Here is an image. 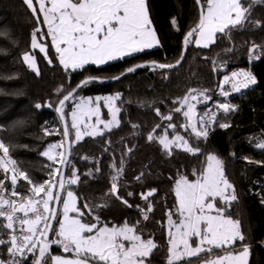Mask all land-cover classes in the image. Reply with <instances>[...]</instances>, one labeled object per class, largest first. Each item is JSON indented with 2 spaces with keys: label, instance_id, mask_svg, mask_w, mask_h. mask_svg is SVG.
I'll use <instances>...</instances> for the list:
<instances>
[{
  "label": "trees",
  "instance_id": "trees-1",
  "mask_svg": "<svg viewBox=\"0 0 264 264\" xmlns=\"http://www.w3.org/2000/svg\"><path fill=\"white\" fill-rule=\"evenodd\" d=\"M148 4L153 27L160 40L159 46L103 65L90 64L83 69L65 70L51 46V37H45L40 42L48 45V55L46 58L38 49L35 50L40 72L36 75L23 62L22 54L32 51V30L39 26L46 33L47 28L42 24L37 25L23 0H0V125L5 129L0 131V139L10 146V153L19 169L26 172L33 181L42 182L48 178L47 165L52 162L42 153L54 139L62 137L64 142L55 106L80 80L85 77L110 78L140 62L173 64L179 58L184 34L199 19L196 0H148ZM173 18L176 25L171 23ZM252 19L264 21V3L254 4ZM253 43L260 46L256 51L259 58H250L252 53L249 49ZM262 49L264 28L247 26L234 29L231 40L218 34L216 42L207 48L190 42L180 64L173 69H153L152 65L146 64L117 80L92 81L88 86L78 88L73 96L121 94V99L117 101L120 108L119 127L111 131L105 130L102 136H85L81 141L72 143L68 126L72 143L69 156L71 166L66 167L65 177L71 176L74 167L80 182L75 185L66 184V187L77 196L84 221L95 222V216L99 215L101 225L106 223L112 227L122 225L125 221L130 226L136 225L138 233L142 232L144 238L151 235L158 244V248L147 258L150 264H166V213L171 210L174 214L176 180L182 176L189 180L197 178L205 169L207 156L214 154L223 160L225 175L234 185L238 197L225 215L241 221L246 243L251 245L249 264H264V203H261L264 198V154L249 146L250 140L255 143L253 138L264 135ZM48 59H51V64ZM237 67L251 71L257 78V83L239 93L230 94L227 102L238 110L227 114L219 113L217 122L210 126L207 139H195L191 133L181 128L183 115L173 111L179 107L173 101L177 97H183L189 88L207 89L209 96L216 97L221 77ZM61 87L63 91L58 94L57 89ZM36 104L41 107L36 108ZM205 106L206 104L197 105L200 109ZM156 109L162 115H157ZM67 111L64 108L68 125ZM169 114L172 115L171 121L162 118ZM16 121L25 123L11 128ZM169 123L175 124L176 132H182L191 147L199 148L200 151L193 154L181 148H172L171 154H168L158 140H147L153 129L155 136L163 135L165 130L170 133L172 130L167 127ZM220 124H228L229 127L221 128ZM132 125L138 127L134 129ZM156 125L160 127L156 128ZM45 129L53 134L46 135ZM121 159L125 162V169L119 181V195L133 207L125 206L109 194L110 177L113 174L111 166L113 162L119 166ZM97 168L100 169L99 172L96 171ZM89 171L93 175H86ZM141 172L145 176L142 182H138L135 177ZM19 185L17 190L21 192L28 187L23 180ZM5 186L10 187V182L6 181ZM153 188L156 189V193L150 198L153 211L145 221L136 205L146 208L147 202L141 199L140 194ZM128 192L134 195L128 196ZM85 204L90 207L85 208ZM101 204L108 206L95 207ZM216 207H224V204L217 200ZM241 247L240 242H237L235 249ZM52 254L69 253H63L59 246L53 245ZM0 259H8L6 247L0 246ZM192 259L194 264L200 260Z\"/></svg>",
  "mask_w": 264,
  "mask_h": 264
},
{
  "label": "snow or ice",
  "instance_id": "snow-or-ice-1",
  "mask_svg": "<svg viewBox=\"0 0 264 264\" xmlns=\"http://www.w3.org/2000/svg\"><path fill=\"white\" fill-rule=\"evenodd\" d=\"M23 2L31 10L37 25L42 24L47 28L46 33L39 26L32 30V51L22 54L23 62L36 75L40 72L35 50L38 49L46 58L48 55V45L40 42L45 37H51V46L65 70L83 69L85 65L90 64L103 65L160 45L150 16L148 0ZM196 3L200 8L199 21L185 35V46L192 42L194 36L196 46L207 48L216 42L218 34L231 40L234 29L247 26L264 28V21L252 19L254 4L264 3V0H196ZM171 23L176 25L175 18ZM259 47L253 43L249 49L252 53L250 58H259L256 56ZM182 59L183 55L175 65L152 62V68L173 69ZM48 63H52L51 59H48ZM134 70L127 69L128 72ZM164 78L167 79V76ZM90 83L91 78L84 80L78 87H86ZM256 83L257 78L251 71L232 72L231 76L225 75L223 79V85L231 84L232 92H240L241 89ZM62 91V87L57 89L58 94ZM74 92L75 89L59 100L56 111L60 113L61 120H64L65 116V102L73 98ZM219 95L228 97L230 93L221 85ZM120 99V93L97 96L94 99L79 97L71 111V128L75 130V140L72 143L81 141L85 136H102L105 130L111 131L119 127L120 108L117 101ZM211 99L207 89L189 88L183 97H177L173 101L179 105L173 111L182 113L185 118L181 127L186 131L190 129L192 136L197 140L207 139L210 126L217 122L219 113L227 114L238 110L230 102H218L213 105L215 110L206 108L202 114H198L197 105L206 104ZM101 100L111 116L109 120L101 119ZM35 107L40 108L41 105L36 104ZM156 112L157 115H162L159 109H156ZM92 117H95L94 124L89 123ZM162 118L171 121L172 115ZM24 123L16 121L10 127L23 126ZM100 125H103V128L99 127ZM132 127L135 129L138 125ZM159 127L160 125H156V128ZM167 127L176 132L175 124L169 123ZM220 127L227 128L229 125L220 124ZM3 130L4 127L0 125V131ZM153 133L148 134L147 140H158L168 154H171L173 147L193 154L200 151L199 148L191 147L189 141L178 133L172 139H169L166 130L161 136H155ZM45 134L51 135L53 132L45 129ZM63 136L69 137L67 124ZM253 140L255 143L250 140L249 146L264 154V135ZM72 143L68 144L65 151H58L65 147L64 142L48 145L42 155L52 163L47 165L48 178L39 182L33 181L26 172L19 169L17 161L10 153V146L0 139V246L6 247L8 256L7 260L0 259V264H150L147 258L158 248V244L151 235L144 238L142 232L138 233L136 225L130 226L127 221L112 227L106 223L101 225L99 215L95 216V222L84 221V213L78 207L77 196L72 190L66 189V184L75 185L80 182L77 170L73 167L68 178L62 171L63 168L71 166L69 156ZM128 151L131 152V149ZM206 159L207 167L194 181L182 176L175 183V215L178 219L173 218L171 210L166 213V264H194L192 258H199L201 264H249L251 245L246 243L241 221L225 215L226 210L238 199L235 187L225 175L223 160L214 154L208 155ZM57 164L61 167H56ZM111 167L113 174L110 177L109 194L125 206L133 207L127 199L119 195V181L124 175L125 162L121 159L119 166L113 162ZM96 171L99 172L100 169L97 168ZM86 175L91 176L93 173L89 171ZM144 176L145 173L141 172L135 179L142 182ZM21 180L26 181L28 185L23 192L17 190ZM6 181L10 182V187L5 186ZM155 193L156 189L153 188L140 194L141 199L147 202L146 208L136 205L145 221L153 211L150 198ZM127 195L132 196L134 193L128 192ZM217 200L222 202L224 207H216ZM53 203L62 205V209L58 210ZM261 203H264V198ZM107 206L101 204L95 207ZM84 207L90 206L85 204ZM213 212L215 214H212ZM5 236L6 239L3 238ZM237 242L242 245L238 251L235 249ZM53 245L59 246L63 253L71 255L52 254Z\"/></svg>",
  "mask_w": 264,
  "mask_h": 264
},
{
  "label": "rangeland",
  "instance_id": "rangeland-1",
  "mask_svg": "<svg viewBox=\"0 0 264 264\" xmlns=\"http://www.w3.org/2000/svg\"><path fill=\"white\" fill-rule=\"evenodd\" d=\"M34 3H35V0H34ZM42 17V16H41ZM26 52H30V51H26ZM240 68H242V67H237V68H235L234 70H232L231 72H229V73H227V74H225V75H228V76H231V74H232V72H237V71H246V70H244V69H240ZM247 69V68H246ZM247 71H249L248 69H247ZM225 75H223L222 77H221V79H220V82H219V85H218V90H217V93H216V97H212V99L211 100H209L207 103H206V106L205 107H203L202 109H200L199 107H197L196 108V111H197V113L198 114H202L204 111H205V109L206 108H213V105L214 104H216V103H218V102H227V97H223V96H220L219 95V92H220V86L222 85L223 86V88L226 90V91H229V93L230 94H233L234 92H232V90H231V84H228V85H223V79H224V76ZM251 86V85H250ZM114 94H116V93H108V94H94V95H85V94H77V95H74L73 96V98L72 99H70L66 104H65V106H64V108H67V121H68V126H69V128H70V131H71V135H72V142L75 140V130L74 129H72L71 128V111L73 110V108H74V105H75V103L76 102H78V100H79V97H81V96H83V97H85V98H88V97H91V98H95V97H97V96H100V97H104V96H108V95H114ZM100 109H101V119H103V120H109V119H111V116H110V114L108 113V109H107V107H105L104 106V102H103V100H101L100 101ZM213 110H215L214 108H213ZM89 123H91V124H94L95 123V117H92V119L89 121ZM185 123V118L183 117V122H182V124L181 125H183ZM173 124V123H172ZM99 127H101V128H103V125H100ZM183 130H185L183 127H181ZM171 129V128H170ZM172 131L169 133L168 131V135H169V139H172V137L175 135V134H180V135H183L184 136V134L182 133V132H173V129H171ZM165 132V131H164ZM188 132L189 133H191L190 132V129L188 130ZM54 133H56L55 131H54ZM164 134V133H163ZM185 137V139L187 140V137L186 136H184ZM61 142H63V140H62V137H60V138H56V139H54L50 144H55V143H61ZM49 144V145H50ZM191 146V145H190ZM48 147V146H47ZM163 147V146H162ZM173 148H175V147H173ZM47 149V148H46ZM45 149V150H46ZM58 151H64V148L63 149H58ZM210 155V154H209ZM59 166V164H57L56 165V167H58ZM207 167V163H206V165H205V168ZM180 179V178H179ZM179 179H177V180H179ZM196 179V178H195ZM195 179H191L190 181H194ZM176 180V181H177ZM66 189L67 190H70L68 187H66ZM174 194H175V188H174ZM176 197V196H175ZM176 207H177V198L175 199V206H174V216H173V218L174 219H178V216L177 215H175V213H176ZM62 209V205H59V210H61ZM212 214H215L214 212L212 213ZM166 236H167V227H166ZM167 241V240H166ZM168 245V244H167ZM168 249V248H167ZM239 249H237V251H238ZM70 254V253H69ZM167 255H168V251H167ZM167 255H166V257H167ZM165 263H166V258H165ZM195 264H201V261L199 260L197 263H195Z\"/></svg>",
  "mask_w": 264,
  "mask_h": 264
},
{
  "label": "water",
  "instance_id": "water-1",
  "mask_svg": "<svg viewBox=\"0 0 264 264\" xmlns=\"http://www.w3.org/2000/svg\"><path fill=\"white\" fill-rule=\"evenodd\" d=\"M197 6H198V11H199V16H200V8H199V5L197 4ZM198 21H199V19H198ZM198 23V22H197ZM197 25V24H196ZM195 25V26H196ZM195 26H193L192 28H190L188 31H190L191 29H193ZM187 31V32H188ZM187 32L184 34V36H183V39H182V50H181V54H180V56H179V58L178 59H180V57H181V55H183V57H184V54H185V52H186V46L184 45V37H185V35L187 34ZM177 59V60H178ZM176 60V61H177ZM152 65V62H140V63H137V64H134V65H132V66H130V67H128V68H126L125 70H123L121 73H119V74H117V75H115V76H112V77H110V78H99V77H85V78H83L82 80H80L73 88H71L69 91H67L64 95H66L68 92H71V91H73L74 89H75V92L77 91V89L78 88H80V87H78V85H81L82 84V82L84 81V80H86V79H89V78H91L92 79V81H103V82H105V81H114V80H117V79H119L120 77H122V76H124V75H126V74H128L129 72L127 71V69H129V68H134V69H136L137 67V65ZM174 65L176 64V62H174L173 63ZM188 91V90H187ZM187 91L185 92V94L187 93ZM74 92V93H75ZM184 94V95H185ZM63 95V96H64ZM183 95V96H184ZM63 96L60 98V99H62L63 98ZM59 99V100H60ZM59 100L57 101V103H56V106H55V110L59 107ZM57 112V111H56ZM57 114H58V116H59V120H60V123H61V126H62V129L64 130V127H65V124H66V120H65V117H64V120H61V118H60V113H58L57 112ZM63 138H64V145H65V147H64V151L65 150H67V148H68V144L70 143V139H69V137H67V138H65L64 136H63ZM61 167V166H60ZM65 170H66V168H63L62 169V171L64 172V175H65ZM53 206L54 207H56L57 209H58V206L59 205H56L55 203H53ZM53 224H54V222H53ZM51 234V233H50Z\"/></svg>",
  "mask_w": 264,
  "mask_h": 264
},
{
  "label": "crops",
  "instance_id": "crops-1",
  "mask_svg": "<svg viewBox=\"0 0 264 264\" xmlns=\"http://www.w3.org/2000/svg\"><path fill=\"white\" fill-rule=\"evenodd\" d=\"M195 36L192 38V42L195 44ZM196 45V44H195ZM55 50V49H54ZM25 53V52H24ZM57 55V54H56ZM57 59H58V56H57ZM58 62H59V60H58ZM62 66V65H61ZM63 67V66H62ZM54 255H68V256H70L71 254H54Z\"/></svg>",
  "mask_w": 264,
  "mask_h": 264
},
{
  "label": "built area",
  "instance_id": "built-area-1",
  "mask_svg": "<svg viewBox=\"0 0 264 264\" xmlns=\"http://www.w3.org/2000/svg\"><path fill=\"white\" fill-rule=\"evenodd\" d=\"M240 69H244V70H246L247 71V69L246 68H244V67H242V68H240ZM243 90H245V89H241V91H243ZM240 91V92H241ZM239 93V92H238ZM233 105V104H232Z\"/></svg>",
  "mask_w": 264,
  "mask_h": 264
}]
</instances>
